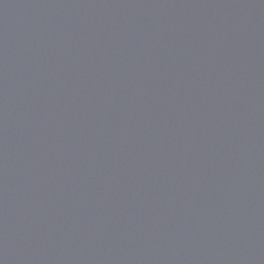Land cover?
Segmentation results:
<instances>
[{
    "label": "water",
    "instance_id": "obj_1",
    "mask_svg": "<svg viewBox=\"0 0 264 264\" xmlns=\"http://www.w3.org/2000/svg\"><path fill=\"white\" fill-rule=\"evenodd\" d=\"M0 264H264V0H0Z\"/></svg>",
    "mask_w": 264,
    "mask_h": 264
}]
</instances>
